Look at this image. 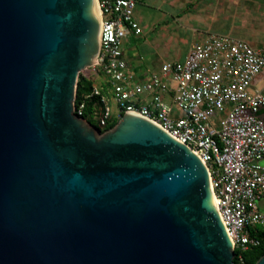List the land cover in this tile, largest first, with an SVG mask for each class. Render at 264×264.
<instances>
[{"label":"water","instance_id":"95a60500","mask_svg":"<svg viewBox=\"0 0 264 264\" xmlns=\"http://www.w3.org/2000/svg\"><path fill=\"white\" fill-rule=\"evenodd\" d=\"M93 2L0 0V264H235L188 145L140 115L101 132L74 114Z\"/></svg>","mask_w":264,"mask_h":264},{"label":"built area","instance_id":"2783aa9c","mask_svg":"<svg viewBox=\"0 0 264 264\" xmlns=\"http://www.w3.org/2000/svg\"><path fill=\"white\" fill-rule=\"evenodd\" d=\"M97 3L99 52L83 74L102 81L83 98L75 95L74 114L105 131L117 121L116 108L118 121L125 113L143 116L188 145L208 169L234 249L259 244L252 229L264 226V47L207 33L183 60L165 61L139 79L123 54L128 35L143 32L134 16L137 0Z\"/></svg>","mask_w":264,"mask_h":264},{"label":"crops","instance_id":"0c3cea01","mask_svg":"<svg viewBox=\"0 0 264 264\" xmlns=\"http://www.w3.org/2000/svg\"><path fill=\"white\" fill-rule=\"evenodd\" d=\"M253 2L137 0L134 16L143 32L128 35L123 54L137 77L145 79L151 73L158 72L163 62L183 60L193 41L202 39L207 33L234 35L254 47H264V15L248 20L245 15L250 11L241 12V7L250 9ZM255 4L262 8L264 2L256 1ZM137 41L142 47L150 46H147V55L140 51ZM126 43L129 47L125 46Z\"/></svg>","mask_w":264,"mask_h":264},{"label":"trees","instance_id":"16d2710c","mask_svg":"<svg viewBox=\"0 0 264 264\" xmlns=\"http://www.w3.org/2000/svg\"><path fill=\"white\" fill-rule=\"evenodd\" d=\"M93 85V80L90 77H87L83 73H80L79 78H78V83H77V90H76V95L78 99H81L85 96V94L89 93L92 89ZM102 87L105 89L104 83L101 84ZM95 100V98L92 99V101ZM90 101L88 103V106L86 108V113L84 116H87L88 113H90L93 109L94 102ZM90 121V119H89ZM118 122L115 120L113 121L109 128L106 130L112 129ZM105 130V131H106ZM101 132H104V130ZM252 233L259 237L260 242L259 244L252 246L248 248L247 250H239L238 248H235V257H234V262L235 264H257L262 256H264V226H256L252 229ZM239 253L241 254L243 258V262L240 261L239 259Z\"/></svg>","mask_w":264,"mask_h":264},{"label":"rangeland","instance_id":"374dc122","mask_svg":"<svg viewBox=\"0 0 264 264\" xmlns=\"http://www.w3.org/2000/svg\"><path fill=\"white\" fill-rule=\"evenodd\" d=\"M147 1V0H146ZM252 1H260V2H264V0H252ZM255 2H253V3H251L250 4V9H248L246 6L245 7H241L242 9H241V12L242 13H246V12H248V11H250V12H248L245 16H247V19L248 20H250V19H252V18H257V17H263V15H264V5H263V7L262 8H260V6H257L256 4H255ZM252 10V11H251ZM240 12V13H241ZM234 36V35H233ZM140 42L139 41H137V45H138V47H139V49H140V51H142L143 53H145V55H147L146 54V52H148L149 50H146L147 49V46L148 45H146V46H144L143 45V47L142 46H140ZM126 47L128 46L129 47V45L126 43V45H125ZM148 47H150V46H148ZM150 49V48H149ZM171 60H174V58H170ZM85 72V70L84 71H82V72H80V73H84ZM90 78L93 80V83H97V84H100L101 83V81H102V78H97L95 75H90ZM116 108H115V117H116V119H117V121H118V119H119V117H118V114L116 113ZM119 122V121H118ZM92 124H94V125H96V121L95 120H92V122H91Z\"/></svg>","mask_w":264,"mask_h":264},{"label":"bare ground","instance_id":"6f19581e","mask_svg":"<svg viewBox=\"0 0 264 264\" xmlns=\"http://www.w3.org/2000/svg\"><path fill=\"white\" fill-rule=\"evenodd\" d=\"M92 12L95 14V16L97 17L98 21H99V25H100V12H99V7H98V3H97V0H94L93 2V10ZM99 33H100V26H99ZM156 124V123H155ZM210 175H209V186H210V191H211V199H212V203H213V206L214 208L217 210L218 212V209H217V201H216V197L215 195L213 194V191H212V187H211V181H210ZM220 216V214H219ZM221 218V216H220Z\"/></svg>","mask_w":264,"mask_h":264}]
</instances>
